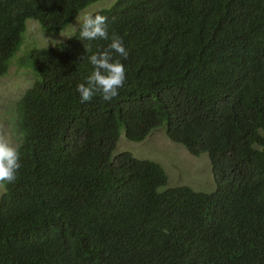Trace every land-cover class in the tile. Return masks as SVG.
Here are the masks:
<instances>
[{"label":"trees","instance_id":"trees-1","mask_svg":"<svg viewBox=\"0 0 264 264\" xmlns=\"http://www.w3.org/2000/svg\"><path fill=\"white\" fill-rule=\"evenodd\" d=\"M100 0H0V77L27 20L59 34ZM109 36L129 52L118 96L81 103L88 61L111 40L25 53L17 178L0 197V264H264V0H115ZM115 55V54H114ZM163 129L207 154L212 193L166 188L123 152Z\"/></svg>","mask_w":264,"mask_h":264},{"label":"rangeland","instance_id":"rangeland-1","mask_svg":"<svg viewBox=\"0 0 264 264\" xmlns=\"http://www.w3.org/2000/svg\"><path fill=\"white\" fill-rule=\"evenodd\" d=\"M115 0H100L82 10L75 20L59 34H48L42 31L38 22L27 20L22 36L23 45L9 66L7 74L0 77V134L18 147L21 143L16 129V104L33 83V75L21 65L28 50L49 48L68 40L79 28L84 15L95 14L110 8ZM131 153L135 158L159 163L166 172V188L189 187L197 192L212 193L215 183L207 154L199 157L190 155L187 150L171 142L163 129L152 132L144 141H128L121 134L113 156L120 153ZM4 192L0 186V197Z\"/></svg>","mask_w":264,"mask_h":264},{"label":"clouds","instance_id":"clouds-1","mask_svg":"<svg viewBox=\"0 0 264 264\" xmlns=\"http://www.w3.org/2000/svg\"><path fill=\"white\" fill-rule=\"evenodd\" d=\"M79 33L81 39L93 41L97 39L111 40L108 46L88 57L93 71L87 79V84L77 86L80 102H90L94 96L100 95L103 100L111 101L118 96V89L123 87L126 79V69L120 59H127L122 37L108 32L107 17L96 14L84 15L80 23ZM115 54V55H114ZM20 153L5 135L0 134V186L12 183L17 178L20 169Z\"/></svg>","mask_w":264,"mask_h":264}]
</instances>
